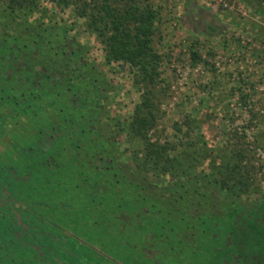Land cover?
I'll return each instance as SVG.
<instances>
[{
  "label": "rangeland",
  "instance_id": "374dc122",
  "mask_svg": "<svg viewBox=\"0 0 264 264\" xmlns=\"http://www.w3.org/2000/svg\"><path fill=\"white\" fill-rule=\"evenodd\" d=\"M150 1L159 11L153 43L161 55L159 80L153 86L137 81L136 68L129 63L106 60L103 37L79 12L82 2L38 0L33 11L16 8V15L7 8L6 0H0V36H6L5 42L0 38V155L5 163L11 158L6 154L12 152V163L19 174H29L14 183L21 203L16 212L18 222L24 228L31 223L26 238L35 237L37 242L40 228L56 236L71 233L66 243H74V248L67 247L64 254L53 252L52 257L76 260V250L80 249L86 257L81 264H90L91 255H100L98 264H137L131 256L143 261L148 248L161 258L160 264H175L180 252L160 232L163 229L169 233L170 227L160 220L166 211L164 202L150 201L148 206L144 202L134 208L138 201L130 199L134 205L128 201L136 196L129 189L130 181L151 180L159 186L175 178L169 171H159V166L147 168L148 164H141L143 140L129 127L146 87L152 88L156 111L148 137L175 141L170 153L187 166L184 176L195 172L200 177L212 171L206 193L223 198L228 195L237 207H248L264 191V0ZM192 40H197L208 62L191 63ZM7 53L20 56L21 63L5 58ZM241 94H246V102L240 99ZM249 108L256 116L248 126ZM185 113L196 116L199 122V127L187 134L174 128V122L182 121ZM52 124L60 129L63 139H68L69 147L59 158L52 156L54 160L47 166L40 161L52 151L44 150L41 156L35 138L39 129L43 133L53 131ZM96 134H100L101 143ZM189 139L195 146H205V153L190 161ZM235 142L247 147L251 168L249 189L236 195L219 188L221 173L215 171L227 167L216 165L221 159L217 155L228 153ZM74 143L82 153L79 161L72 158ZM100 155L105 158L103 164L114 168L90 167ZM83 165L94 171L79 172ZM93 173H101V181L108 182V189H98L103 195L102 206L98 203L90 207L83 200L88 180H96ZM85 174L89 179L83 182ZM75 182L84 189H76ZM57 196L67 198L66 206L58 207L60 204L53 200ZM237 212L233 210L224 217V227L239 228L247 223V214L237 216ZM98 215L102 216L97 226L90 222V216ZM132 229H136L134 235ZM1 236L4 239L6 234L2 231ZM87 242L104 249V253L90 252ZM42 243L40 249L47 241ZM27 254L31 259L24 262L19 256L20 263L54 262L49 255L42 259L35 251ZM4 258L0 257L3 264L7 260ZM74 260L70 263L76 264ZM185 260L183 264H193Z\"/></svg>",
  "mask_w": 264,
  "mask_h": 264
},
{
  "label": "trees",
  "instance_id": "16d2710c",
  "mask_svg": "<svg viewBox=\"0 0 264 264\" xmlns=\"http://www.w3.org/2000/svg\"><path fill=\"white\" fill-rule=\"evenodd\" d=\"M37 1L6 0V5L12 13L16 11L17 15L16 8H23L24 12H31ZM62 1L69 2L70 0ZM77 1L82 2L79 9L80 14L86 15L89 26L103 37L106 60H120L121 62L129 63L136 68L137 81L140 80L145 86H153L159 80L160 71L158 67L161 60V55L153 43V36L157 31L156 20L159 16V11L153 3L150 0ZM189 54L193 65L199 62H208L207 58L202 56L197 40H192L189 46ZM152 93V88L146 87L140 102L135 106L129 127L134 136L143 140L145 151L141 164L144 167L148 164L147 168L159 166V171H169L170 175L175 177L172 182L162 185L160 188L166 189V216L168 221L171 222L170 227L178 228L175 234L167 236L170 239L168 242H182V244L190 245L195 240H199L205 243L207 242L206 238L211 237L212 228L214 229L215 237L218 236L223 222L218 214H214L213 219H211L206 209V203L208 197H210V194L206 193V191L209 190L208 181L212 180L210 174L213 173L212 171L209 172L210 174L204 172L199 177L197 173L193 172L184 176L187 166L183 167L177 155L170 153V150L176 147L175 141L160 142L158 139L151 140L148 137V131L156 122ZM240 99L246 102V94H241ZM243 104L246 105L247 103ZM248 110L251 112L253 109L249 108ZM255 116L256 113L251 112L248 126L252 123ZM198 127V119L190 113H185L182 121L174 122V128L177 131H184L185 134ZM53 132L56 133V131ZM187 145L192 148L189 153V161L191 158L205 153V146H195V141L192 139H189ZM246 148L235 142L227 151L228 153L222 151L221 155H217L221 159L216 165L227 166L224 168L218 167L215 170L221 173L220 178L217 179V181H220L218 184L219 188H225L231 194H240V192L249 189L251 184V168L250 163H248ZM8 153L6 156L11 158L5 163L2 162L3 157L0 155V163L2 162L0 166V257L2 256L3 258L4 256L7 258V260H4L5 264H22L19 262V256H23L24 262L31 259L27 252L35 251L42 257L47 252L36 251L32 245L33 240L26 238L28 227L31 223L28 222L27 227L24 228L18 222L19 217L16 212L21 207V204L19 207L15 204L18 201L19 196H17V193L19 188L14 183L16 184L20 178H27L23 175H28L29 177V174L27 172L19 174L18 168L12 163L15 160L12 152ZM40 164H42L41 161ZM21 166L25 167V165ZM152 189H154L153 186ZM154 193L162 195L164 191H155L154 189ZM227 196L225 195L224 198H228ZM211 197L216 203V207L222 201L218 196L211 195ZM196 205L198 206V215L196 214ZM229 206L231 210L234 209L232 201ZM2 231L3 235L6 234L4 239H2L4 236H1ZM48 255L51 256L47 253ZM51 259L53 261L54 258L51 256ZM0 264H3L2 261H0Z\"/></svg>",
  "mask_w": 264,
  "mask_h": 264
},
{
  "label": "flooded vegetation",
  "instance_id": "af4514ba",
  "mask_svg": "<svg viewBox=\"0 0 264 264\" xmlns=\"http://www.w3.org/2000/svg\"><path fill=\"white\" fill-rule=\"evenodd\" d=\"M3 26L5 27V25L3 24ZM13 30V29H12ZM12 34V33H11ZM5 36V35H4ZM0 36L1 39L4 40L6 39V36ZM16 37L15 36H11V38ZM23 52V51H22ZM24 54V52H23ZM5 58H7L6 56H8V58L12 59L11 61L14 62L16 59H19L17 62L21 63V59L19 58L20 56H18L17 54H10L7 53L4 55ZM41 66V65H40ZM35 69V68H34ZM53 131H56V133H54L53 131H50L48 133H43L40 129L37 132V138H35V140H37L38 144L40 145V155L43 156L42 154H44V150H51L52 153L51 154H44V156L46 157V159L41 162L42 164L46 163L45 165H47L48 162H50L51 160H54V157H58L61 154V151L63 149L68 148V144L67 140L63 139V137H61V132L60 129L58 127H56L54 124H52L51 127ZM97 141L100 142V134H96ZM67 141V142H66ZM73 141V140H72ZM70 141V142H72ZM58 145V147L54 148V145ZM70 144V143H69ZM75 147H73L72 149L74 150L73 155V160L75 161H79V159L82 156V153H79L80 151H78L77 147L79 146L78 143H74ZM77 145V146H76ZM31 152L33 151V148L29 149ZM59 158V157H58ZM103 156L100 155L97 159L96 162L94 164H89L90 167H94L95 168H104L106 167V169L108 168H114L112 165L109 164H103L102 160H103ZM105 160V158H104ZM50 164V163H48ZM57 165L60 167H64V165L60 164L59 162H57ZM74 165V164H72ZM76 165V164H75ZM79 165V164H78ZM48 166V165H47ZM88 165H83L79 166V172L84 173L86 171H94L91 168L87 169ZM61 168V169H62ZM64 169V168H63ZM66 170V169H65ZM114 171V170H113ZM93 178H95L96 180L93 181L92 179H89L88 175H83V182H85L86 180L89 181V184L86 185V190L83 193L85 194L84 196L85 199L87 201V205H89L90 207H92V205H98V203L100 204L99 206H102L103 203V195H101L100 192H98V189L103 187L108 189V182L103 183L100 179L99 176H101L100 174H96L93 173L92 174ZM92 180V181H91ZM128 181V180H127ZM94 183V185H93ZM132 185V188H129L130 191L134 192L136 194V196L129 198L128 201L134 200V201H138L137 204L134 205L133 201H130V203H132L134 205V208H137L140 206L139 203H146L145 205L148 206V203L150 201H163L165 204V208H166V189L162 188V185L157 186L159 183L155 182V181H143L142 183H134L133 181L128 182ZM103 184V185H102ZM165 185V184H164ZM163 185V186H164ZM73 186L77 189V188H83V186H81L79 184V182H75L73 184ZM152 186L154 187L155 191H164V193L161 195H156L154 193V189H152ZM110 187V186H109ZM65 188V187H64ZM67 189V186H66ZM160 189V190H159ZM111 193H115V189H111L110 190ZM24 198V197H23ZM81 198V197H80ZM221 201V203L218 204V206L216 207V203L213 201V198L208 197L207 203H206V209L208 210V214L210 215V218L213 219V215L214 214H218L220 216V218L223 220L224 217H228L229 214H231V212H233V210L238 209L237 212V216H240L242 213H246L247 214V223H244L246 225H241V227H230V228H226L225 223L223 220L221 228L219 229L218 232V236L215 237V232L214 229H211V233L209 238H206L205 243L200 242L199 240H195L193 243L189 244H182V242L177 243L175 242V246L177 247V251L180 252L179 255L177 256L176 262L175 264H183L186 262L185 259H187V261H191L193 264H264V191L262 192L261 196L259 198L256 199V201H252L248 207L247 206H242V205H236L235 201H232V204L234 205V209L231 210L230 209V200L227 198L223 197H219ZM53 200H57L58 207H64L66 206L65 204L67 203V198L63 197V196H57L56 199ZM226 200V202L224 201ZM52 201V200H51ZM16 202H18V204H16ZM15 204L17 205V207H19V205L21 203H19V201H16ZM37 201H35L36 203ZM154 203V202H153ZM179 204V202H178ZM49 206V205H47ZM50 207V206H49ZM48 207V208H49ZM55 207V206H54ZM195 209H197V215H198V206H195ZM166 210V209H165ZM33 213L36 214V212L34 211V209H32ZM53 212V210H52ZM65 214V212L63 213V215ZM91 214V213H90ZM118 215V213H116ZM137 213L133 214L136 215ZM132 215V216H133ZM167 213L165 211V213L162 216V219H160L161 221H164L166 223V225L171 224L170 221H168L167 219ZM102 215H98V216H90V219L93 218V220H91V223H94L98 226V222H101V220L99 218H101ZM89 219V220H90ZM164 219V220H163ZM197 224V223H196ZM93 225V224H91ZM198 229V228H197ZM65 230V229H64ZM63 230V231H64ZM147 229L144 228V231H146ZM59 232H61L62 230H58ZM169 233H165L164 230L162 229V231H160L162 234L164 233L165 238H167L168 235H172L175 234L176 231H178V228L175 229L173 227H169ZM133 233V235L136 233V229H132L131 231ZM54 233V232H53ZM52 233V231H46L43 228L38 229L37 231V235L39 237V239L37 240V242H35L36 238H33V246H35L34 248L36 249V251H41L44 252L46 251L48 254L52 255L53 252H60V254H64L63 252L67 251V247L70 248H74V243H66L67 238L69 237V235L71 233L67 232L68 234H64V233H58L59 236H56ZM97 234V232L95 233V235ZM128 233H126L127 235ZM88 235V234H86ZM89 235H92L91 233H89ZM195 235H197L195 233ZM36 236V234H35ZM127 236H130L129 234ZM46 246L43 247L42 249L39 248V246H42V242H45ZM40 242V243H39ZM51 242V243H50ZM37 243V244H36ZM36 244V245H35ZM88 250L91 252V250H95L96 252L100 253H104L103 251H105L104 249L100 248V249H96L95 246L90 243L87 242L86 243ZM174 246V245H173ZM146 249V248H145ZM76 250V249H74ZM73 250V251H74ZM80 249L76 250L77 254L79 255V257L74 260V257L69 259L66 258H58V257H53V264H72L70 263L71 260H74V263L76 264H81L84 262L85 254H83L82 252H79ZM45 253V252H44ZM47 253L45 254L47 256ZM130 254V253H129ZM38 255V254H37ZM181 255V256H180ZM39 256V255H38ZM110 256V255H109ZM157 253L155 254L153 251H150L147 248V253L143 254L144 260H138V258L131 256L132 259L137 260V264L143 263V264H160L162 262L161 258L157 257ZM45 257V256H44ZM99 256L97 255H91L90 257H88V262L90 264H98L101 258H99ZM40 258L43 259L42 256H40ZM107 258V257H106ZM109 258V257H108ZM124 259V258H123ZM193 259V260H191ZM195 259V261H194ZM116 261V260H114ZM159 262V263H158ZM114 264V263H112ZM163 264H167L165 261L163 262Z\"/></svg>",
  "mask_w": 264,
  "mask_h": 264
}]
</instances>
